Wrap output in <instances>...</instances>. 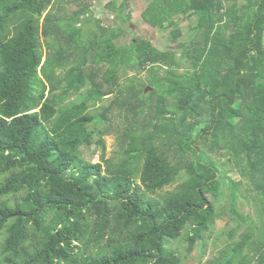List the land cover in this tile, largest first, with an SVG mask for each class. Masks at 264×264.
<instances>
[{
	"label": "trees",
	"instance_id": "16d2710c",
	"mask_svg": "<svg viewBox=\"0 0 264 264\" xmlns=\"http://www.w3.org/2000/svg\"><path fill=\"white\" fill-rule=\"evenodd\" d=\"M55 2L0 0V235L7 230L8 263L183 264L166 240L186 233L191 253L199 244L207 250L222 218L224 182L209 156L216 154L230 156L241 175L230 180L229 217L234 232L248 230L209 264H264V0H152L141 16L178 45L165 52L147 40L118 47L123 29L100 21L96 40L84 44L75 23L89 5L79 0L85 8L58 22L48 12ZM118 4L109 8L131 23V0ZM193 17L190 41L181 43V26ZM61 33L84 55L70 69L73 52L43 53V39H52L51 50ZM180 64L186 72L176 71ZM129 66L150 67L152 86H123ZM85 89L88 98L70 101ZM114 96L96 115V132L88 130L91 104ZM116 107L132 111L137 127L125 133L113 168L97 125ZM93 145L101 163L80 156ZM20 194L22 201L7 200ZM238 195L253 201L259 226L240 212ZM21 251L26 259L17 261Z\"/></svg>",
	"mask_w": 264,
	"mask_h": 264
},
{
	"label": "rangeland",
	"instance_id": "374dc122",
	"mask_svg": "<svg viewBox=\"0 0 264 264\" xmlns=\"http://www.w3.org/2000/svg\"><path fill=\"white\" fill-rule=\"evenodd\" d=\"M89 5V9H91L90 14L83 15L80 20L75 23L77 28L83 30L84 36L82 38V43H87V45L94 40H96V31L98 27L96 26V21H100L102 27H107L110 29L121 28L123 29L122 36L120 39L116 41V45L118 47H130L131 43L136 40H147L152 41L153 44L161 51L165 52L170 48L176 49L177 44H171L170 33L168 31H162L161 28H155L153 25L144 22L141 12L145 10L146 6L152 0H138V4L136 5V9L133 12L134 16L132 18L131 23L122 22L116 18L115 10L109 8V4L117 1L120 3L123 0H83ZM79 0H56L52 8L48 10L51 15L52 20H58V22L74 18V14L82 8H85L84 5H79ZM117 7V8H118ZM132 14V15H133ZM91 20V21H90ZM43 22V20H42ZM57 23V21H55ZM198 23V17H193L190 21L185 22L181 27L183 29L184 37L180 41L181 43H188L190 41V29L195 27ZM64 25L65 24H61ZM63 26V28H64ZM67 36L65 33H61L60 44L56 45L55 48L49 49L48 43H52V39L45 40L43 39V53L47 57L52 53L60 50L61 48L66 50L67 55L73 52L72 57L69 61H67L65 68L70 69L76 65L77 60L83 58L84 55H81V52L75 53L73 49H70L66 42ZM86 49V46L83 50ZM45 59V57H44ZM187 66L184 64H180L177 72L184 73L186 72ZM166 70L159 71L162 76H166ZM153 73L150 72V67L147 70H136L133 66L124 67L120 76L122 78L123 86H131L135 85L136 87H151L153 78ZM89 88V87H88ZM150 92L154 91L153 89L149 90ZM87 90L85 89L79 95H74L71 97V102H80L85 100L87 97ZM118 96H114L113 98L103 101L98 106L95 103L91 104L89 113H91L95 121L88 125V130H94L96 132V115H99L104 108H107L112 101L115 100ZM170 104L174 101L173 99L169 100ZM150 110L146 109L144 114L141 117V120H145L148 118V112ZM110 120L108 122H101L97 126V130L103 133V141L106 143V158L111 162L113 168H117L120 164L119 160L123 155L124 148L126 147L125 133H129V127L132 126L133 129H136V124L132 123L133 112L128 110L120 111L118 107H116L113 112L109 114ZM132 123V124H131ZM99 137L95 135V141L98 140ZM129 141V140H128ZM81 158L89 163L98 164L101 163V150L96 145L92 147H85L81 149ZM210 160L218 165L221 170L222 181L224 182L223 190L220 196V200L217 204L220 213L222 214V218L218 221V225L214 230V236L211 240V244L207 250L204 249L203 245L199 244L195 247L193 253L189 251L188 243H187V235H184L176 240H166L167 246L172 250L176 251L178 256L182 258L183 264H209L214 261V259L219 256L220 252L228 247L229 244L235 243L239 241L243 234L247 232L246 227H242L238 229V231L234 232L237 228V224L229 217L230 205L232 203V192L230 189V180L240 181L241 175L239 171L234 167L233 162L230 161V156L225 155H216L210 154ZM103 166L106 164H102ZM6 176H0V184L5 180ZM245 184H241L239 189L243 190ZM173 187L165 189L163 192H160L156 195L157 198H162L167 195L169 191H171ZM246 193L243 192V195ZM25 194H20L18 197L7 198V200L11 201L12 204H15L18 201H22ZM3 199H1L2 201ZM237 207L240 212L244 214L250 215L254 220L258 222L261 220L260 214L257 213V207L253 203L252 200H248L243 198L242 195H238ZM235 233V237L231 238L232 234ZM257 234V231H256ZM258 235V234H257ZM8 232L5 229L0 235V264H11L8 263V257L12 256V253L5 252L4 244L7 241ZM35 242V236L33 235L31 243ZM30 245V244H29ZM17 261H23L26 259V255L24 252H20L18 254ZM81 264V263H79Z\"/></svg>",
	"mask_w": 264,
	"mask_h": 264
},
{
	"label": "crops",
	"instance_id": "0c3cea01",
	"mask_svg": "<svg viewBox=\"0 0 264 264\" xmlns=\"http://www.w3.org/2000/svg\"><path fill=\"white\" fill-rule=\"evenodd\" d=\"M119 1V0H118ZM131 2H132V11L134 12L135 11V9H136V5L138 4V0H131ZM122 3V2H121ZM120 3V4H121ZM131 12V11H130ZM142 13H143V11L141 12V15H142ZM133 14V13H132ZM133 16H134V14H133ZM132 16V17H133Z\"/></svg>",
	"mask_w": 264,
	"mask_h": 264
}]
</instances>
